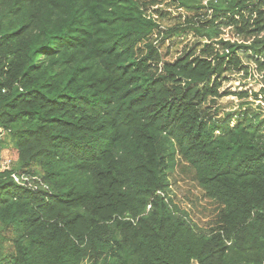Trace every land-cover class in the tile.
Returning <instances> with one entry per match:
<instances>
[{
    "label": "trees",
    "instance_id": "trees-1",
    "mask_svg": "<svg viewBox=\"0 0 264 264\" xmlns=\"http://www.w3.org/2000/svg\"><path fill=\"white\" fill-rule=\"evenodd\" d=\"M250 63L264 0H0V264H264V105L222 91Z\"/></svg>",
    "mask_w": 264,
    "mask_h": 264
},
{
    "label": "rangeland",
    "instance_id": "rangeland-1",
    "mask_svg": "<svg viewBox=\"0 0 264 264\" xmlns=\"http://www.w3.org/2000/svg\"><path fill=\"white\" fill-rule=\"evenodd\" d=\"M229 37L230 33L224 35ZM249 73L244 71L240 73L229 74V78L224 81L222 91H248L250 97L248 100L251 105L259 110L258 105H264V70L260 71L250 63ZM254 92H257L258 99H255ZM220 104L235 108L242 100L236 95H228L222 97ZM6 155L4 157V166H12L15 164V156L12 154L11 146L7 145ZM8 163V164H7ZM36 183V178L33 179ZM171 195L176 203L183 209L187 210L192 220L201 228H208L210 220L214 215V206L201 196L200 191L190 185L187 179L181 178L180 172L175 173L172 178ZM44 187V186H43ZM46 189V187H44Z\"/></svg>",
    "mask_w": 264,
    "mask_h": 264
},
{
    "label": "built area",
    "instance_id": "built-area-1",
    "mask_svg": "<svg viewBox=\"0 0 264 264\" xmlns=\"http://www.w3.org/2000/svg\"><path fill=\"white\" fill-rule=\"evenodd\" d=\"M13 178L15 179L16 182L20 184H23L25 181H28L30 185H33L34 187H38L37 185H34L33 179L35 178H29L24 175H17V174H13ZM42 186L46 187L45 185ZM148 208H150V205L148 206Z\"/></svg>",
    "mask_w": 264,
    "mask_h": 264
}]
</instances>
